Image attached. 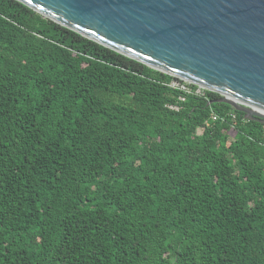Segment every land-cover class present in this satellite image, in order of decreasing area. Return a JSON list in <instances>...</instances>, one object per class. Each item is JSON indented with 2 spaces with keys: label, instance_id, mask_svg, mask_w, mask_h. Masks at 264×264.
Returning a JSON list of instances; mask_svg holds the SVG:
<instances>
[{
  "label": "trees",
  "instance_id": "trees-1",
  "mask_svg": "<svg viewBox=\"0 0 264 264\" xmlns=\"http://www.w3.org/2000/svg\"><path fill=\"white\" fill-rule=\"evenodd\" d=\"M175 78L0 0V264H264V124Z\"/></svg>",
  "mask_w": 264,
  "mask_h": 264
},
{
  "label": "water",
  "instance_id": "water-1",
  "mask_svg": "<svg viewBox=\"0 0 264 264\" xmlns=\"http://www.w3.org/2000/svg\"><path fill=\"white\" fill-rule=\"evenodd\" d=\"M264 124V0H19Z\"/></svg>",
  "mask_w": 264,
  "mask_h": 264
},
{
  "label": "built area",
  "instance_id": "built-area-1",
  "mask_svg": "<svg viewBox=\"0 0 264 264\" xmlns=\"http://www.w3.org/2000/svg\"><path fill=\"white\" fill-rule=\"evenodd\" d=\"M190 82L184 80V79H181V78H175L171 81V85L174 86V87H179L180 89H183L185 91H189L190 90V87L188 86ZM202 89L200 86H198V88L195 90L196 93H202ZM181 100H184V97H180ZM171 108H175L177 109L178 107L177 106H170ZM216 118V117H214Z\"/></svg>",
  "mask_w": 264,
  "mask_h": 264
},
{
  "label": "rangeland",
  "instance_id": "rangeland-1",
  "mask_svg": "<svg viewBox=\"0 0 264 264\" xmlns=\"http://www.w3.org/2000/svg\"><path fill=\"white\" fill-rule=\"evenodd\" d=\"M237 135V132L234 129L229 130V136L231 139L235 138Z\"/></svg>",
  "mask_w": 264,
  "mask_h": 264
},
{
  "label": "bare ground",
  "instance_id": "bare-ground-1",
  "mask_svg": "<svg viewBox=\"0 0 264 264\" xmlns=\"http://www.w3.org/2000/svg\"><path fill=\"white\" fill-rule=\"evenodd\" d=\"M203 90V89H202Z\"/></svg>",
  "mask_w": 264,
  "mask_h": 264
}]
</instances>
